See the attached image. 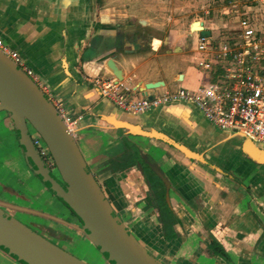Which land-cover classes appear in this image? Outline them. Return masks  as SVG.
<instances>
[{
    "label": "crops",
    "instance_id": "obj_1",
    "mask_svg": "<svg viewBox=\"0 0 264 264\" xmlns=\"http://www.w3.org/2000/svg\"><path fill=\"white\" fill-rule=\"evenodd\" d=\"M168 1L0 0V38L19 51L27 66L40 76L41 83L62 100L71 117L83 116L76 135L78 145L94 173L108 187L117 188L122 199L133 198V190L143 181L136 167L125 170L118 164L119 159L132 157L130 153L133 151L127 153L125 144L140 148L144 154L165 153L166 156H162L164 168H168L169 177L185 197L198 201L197 195L203 187L207 191L201 215L210 232L218 224L226 230L220 241L229 260L212 252L210 263L256 264L258 258L259 262H264V166L245 157L238 149L239 143L230 140L231 134L213 126L195 108H186L187 122L178 109L171 106L152 108L141 115L131 116L104 98L93 83L96 78L113 76L103 66L107 58L99 62L107 55H114L117 66L123 71V80L133 89L134 98H142L136 89L151 82L163 81L165 85L149 92L150 95L159 89H164L165 93L175 83L190 91L205 83L206 72L189 64L190 55L192 61L197 57L192 49L187 50L188 45L191 48L197 44L192 43L191 33L187 34L189 44L187 41L173 44L171 38H161L158 10L161 9L159 5ZM225 2L221 7L222 27L218 28L224 41L233 46L240 43L239 25L244 18L254 24L264 41V3L253 0ZM104 16L108 17L106 21ZM141 21L147 23L143 25ZM201 21L212 36L215 29L207 21ZM194 38L197 42V36ZM116 43L119 44L117 47ZM180 75H183L182 80ZM111 115L118 119L131 117L145 130L158 129L167 133L205 154L215 165L240 180L225 179L219 171H215V175L211 167L190 162L181 152L162 141L113 128L105 121V116ZM7 127L11 133L8 124ZM17 154L19 160L20 154ZM194 169L207 176V185L202 183L199 186L196 180L190 181ZM223 185L229 190L228 194H224ZM182 214L186 217L182 226L176 225L178 235L171 240L161 232L147 235L150 247L168 264H208L200 262L199 252L189 247L193 244L190 239L198 237L201 240L199 246L208 251L213 237L202 233L199 216L185 211ZM147 226L142 228L143 232L148 230Z\"/></svg>",
    "mask_w": 264,
    "mask_h": 264
},
{
    "label": "water",
    "instance_id": "obj_2",
    "mask_svg": "<svg viewBox=\"0 0 264 264\" xmlns=\"http://www.w3.org/2000/svg\"><path fill=\"white\" fill-rule=\"evenodd\" d=\"M107 19L108 17L104 16L103 20L106 21ZM141 22L143 25L147 23L146 21ZM199 24L202 26L200 30L195 32L210 37L211 31L205 29L202 21L194 22L191 30L193 31L194 27ZM195 32L191 33V37ZM117 45L119 44L116 43V47ZM105 58L107 59L104 60ZM101 60H104L103 66L109 73L117 76L120 80L123 79V71L117 66L114 55L102 57L99 62ZM182 79L183 75H180V80ZM163 85H165L163 81L151 82L136 89V91L143 97L152 99L155 96L150 95L149 92ZM60 101L62 102V100ZM63 106L66 107L64 104ZM163 106L165 108L176 107L185 122H187L186 118L189 117L186 108H195L200 111L194 104L183 101L165 102L155 108L159 109ZM3 111L8 112L11 116L29 169L39 178L45 188L52 192L76 216L81 224L78 226L80 232L85 234L109 264H168L156 252H152L139 241L105 198L76 140L78 125L83 120V116L77 127L71 130L40 87L0 51V112ZM143 113L129 112L128 114L138 116ZM202 115L204 116L203 113ZM128 118L118 119L117 116L111 115L105 116V121L113 128L125 130L129 134L162 141L179 150L187 159L209 166L203 155L189 149L184 143H178L175 139L170 138L167 133L158 129L145 130L131 117ZM204 118L206 119L205 116ZM31 128L46 144L55 163L57 175L47 167L35 147L30 134ZM219 130L229 134L231 132ZM234 133L231 134L230 140L239 143L238 149L243 155L255 164L264 166V144L252 140L243 133ZM144 160L169 188V179L163 171L157 165L152 164L146 156H144ZM209 167L214 173L220 171L215 165ZM194 171V176L191 175L190 181L196 180L199 186L202 183H204L203 186L207 185V176L201 174L197 169ZM222 190L224 194L229 192L224 185ZM206 192L203 187L197 195L199 200L203 199L204 202ZM6 206L20 210L12 204ZM24 210L38 214L30 209ZM0 251L19 264H89L17 220L1 206Z\"/></svg>",
    "mask_w": 264,
    "mask_h": 264
},
{
    "label": "built area",
    "instance_id": "obj_3",
    "mask_svg": "<svg viewBox=\"0 0 264 264\" xmlns=\"http://www.w3.org/2000/svg\"><path fill=\"white\" fill-rule=\"evenodd\" d=\"M253 1L264 3V0ZM240 27V43L233 46L230 42L224 41L215 62L204 56L214 53L217 48L211 36L195 32L193 37H190L198 38L197 44L191 46L192 51L200 55L197 68L211 73L217 70L214 81L203 83L197 90L190 91L185 88L178 91L168 90L161 97L148 99L134 98L130 84L115 75L96 78L93 83L104 98L113 101L124 111L137 114L165 102L192 103L213 126L243 133L252 140L264 144V41L248 18L241 20ZM0 51L40 87L67 126L74 130L81 117H71L63 103L50 93L35 71L27 66L19 51L6 44L2 38ZM33 143L42 158L48 160L51 158L46 144L39 135L33 139Z\"/></svg>",
    "mask_w": 264,
    "mask_h": 264
},
{
    "label": "rangeland",
    "instance_id": "obj_4",
    "mask_svg": "<svg viewBox=\"0 0 264 264\" xmlns=\"http://www.w3.org/2000/svg\"><path fill=\"white\" fill-rule=\"evenodd\" d=\"M225 4V0H169L159 5V8H161L158 10L161 38L163 40L171 38L173 44H177L178 41H187L186 43L189 44L190 39L187 38V34L198 30L197 27H194L192 31L190 25L196 21L205 20L209 26L215 29L211 38L217 48L214 54H204V56L215 62L224 42V37L220 36L218 28L222 27V24H220L221 7ZM239 28H241L240 25ZM192 43H196V38L192 39ZM165 48L161 50V53L164 52ZM187 48L190 51L189 45ZM191 56H189V64L197 66L200 55L197 54L193 61ZM216 71L215 73L204 71L206 72L205 82L214 81ZM179 86L180 83H175L170 89L171 91H178ZM156 92L154 96L161 97L164 94V89H159ZM10 120L11 116L8 112H0V206L17 220L89 264H109L85 234L80 232L78 219H74L70 210L52 192L45 188L39 178L29 169L22 149L19 146L17 150L13 148L12 143L15 144L16 139L8 133L7 124L10 129H13L14 126L12 122H9ZM80 126L78 125V129ZM30 133L33 138L38 136L33 128L30 129ZM78 133L79 130L76 135ZM230 134L235 133L231 131ZM17 153L20 154L19 160H17ZM45 162H47L46 159ZM53 171L55 174L58 173L56 168ZM10 204L20 210H14L6 206ZM24 209H30L38 214H34L29 210L27 212ZM190 241L193 244L189 247L199 252L200 262L206 261V263L211 264L213 253L209 250H202V247L199 246L201 240L198 237L193 236ZM255 263L263 264L264 262H259L258 258ZM0 264L19 263L0 251Z\"/></svg>",
    "mask_w": 264,
    "mask_h": 264
},
{
    "label": "flooded vegetation",
    "instance_id": "obj_5",
    "mask_svg": "<svg viewBox=\"0 0 264 264\" xmlns=\"http://www.w3.org/2000/svg\"><path fill=\"white\" fill-rule=\"evenodd\" d=\"M9 122H12V120H10ZM9 134L15 137L16 139L15 144L12 143V145L13 148L17 150L18 146L20 147L19 145L20 143H19L17 131L15 130L14 126L12 132ZM170 138L174 139L173 137ZM33 139L34 138L32 137V140ZM175 141H177L178 143H182V141L178 139L177 140L175 139ZM188 148L195 151L196 153H199L200 155H203L204 159L208 162L209 166L215 165L213 161H211L209 158H206L205 154L200 153L191 147ZM125 149L127 153H130V150L133 151V154L130 153L132 157L129 158V156H126L122 159H119L118 161L119 166L123 167L125 170L132 168V166L136 167L137 169L136 172H139L143 178V181L141 180V183L137 185L133 190L132 192L134 194L133 198L128 197L126 201L122 199L116 192L117 188L108 187L106 182H104L102 179H100L97 176V174L94 173L92 167H90L89 165L88 167L89 169L91 168L90 169L91 173L93 174L95 180L97 181L99 187L101 188V191L103 192L105 198L110 203L113 210L121 218L124 224L129 228V230L139 239V241L145 244L152 252H155L150 247L149 237L147 235H151V234L154 235L161 232L167 240H171L172 238H175L176 235H178L176 225L180 224L182 226L183 218L186 217L183 216L182 213H184V211L186 213L192 212L193 214H196L197 216L200 217V225H201L200 229H202V233H205L208 236L211 235L213 237L212 240L213 242L210 246L209 251L213 252L217 256H220L228 261L229 258L227 256V253L224 252L221 246L222 245L221 241L222 239H224L226 233L225 228H223L222 225L218 224L217 225L218 227L216 226L215 230H212L210 232L209 227L203 221L201 215L202 209L205 206L204 202L202 200H198L199 201L198 202L196 199L187 198L185 197V195H183L180 192V190L175 186V184L169 177L167 170L168 168H164L165 161L163 160L164 159L162 157L163 155H159L155 152L154 154L152 153L144 154L140 148H136L135 146L132 145L127 146L126 144H125ZM144 156H146L152 164L157 165L160 168V170L163 171V173L168 177L170 182L169 188L167 187L164 180L160 179L154 173L151 167L145 162ZM43 160L45 161V158H43ZM46 161L47 162L45 163L47 167L54 173L53 169L56 168V166L52 157L49 160L46 159ZM190 162H198V161L190 160ZM215 166L220 169L219 172L222 173L225 179L228 178H232V180L239 179L238 177L234 176L233 173L229 171L227 172V170H225L224 168L217 165ZM140 192L141 194H139ZM178 203L180 204V206ZM70 213L72 214L71 211ZM75 218L76 216H74V219ZM146 225H148L147 226L148 230L146 232H143L142 228L145 229ZM220 250L221 253L219 252Z\"/></svg>",
    "mask_w": 264,
    "mask_h": 264
},
{
    "label": "bare ground",
    "instance_id": "obj_6",
    "mask_svg": "<svg viewBox=\"0 0 264 264\" xmlns=\"http://www.w3.org/2000/svg\"><path fill=\"white\" fill-rule=\"evenodd\" d=\"M198 30H200L201 24H199L198 26H196Z\"/></svg>",
    "mask_w": 264,
    "mask_h": 264
},
{
    "label": "trees",
    "instance_id": "obj_7",
    "mask_svg": "<svg viewBox=\"0 0 264 264\" xmlns=\"http://www.w3.org/2000/svg\"><path fill=\"white\" fill-rule=\"evenodd\" d=\"M18 139H19V138H18ZM19 145H20V144H19ZM20 147H21V146H20ZM72 214H73V213H72ZM73 215H74V214H73ZM74 216H75V215H74ZM216 246H217V245H216ZM219 252L221 253V250H220ZM220 253H219V254H220Z\"/></svg>",
    "mask_w": 264,
    "mask_h": 264
}]
</instances>
